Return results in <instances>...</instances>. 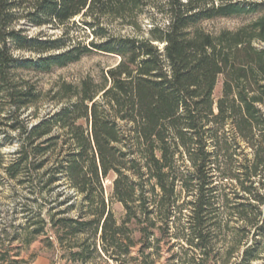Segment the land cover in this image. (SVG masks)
I'll return each mask as SVG.
<instances>
[{
    "label": "trees",
    "instance_id": "16d2710c",
    "mask_svg": "<svg viewBox=\"0 0 264 264\" xmlns=\"http://www.w3.org/2000/svg\"><path fill=\"white\" fill-rule=\"evenodd\" d=\"M146 9L164 22L150 14L142 29ZM241 15L257 17L203 26ZM93 52L121 59L98 79L59 82L40 115L46 94L19 70L49 73ZM7 180L41 203L0 222V264H21L41 237L81 264H264V0H0Z\"/></svg>",
    "mask_w": 264,
    "mask_h": 264
},
{
    "label": "rangeland",
    "instance_id": "374dc122",
    "mask_svg": "<svg viewBox=\"0 0 264 264\" xmlns=\"http://www.w3.org/2000/svg\"><path fill=\"white\" fill-rule=\"evenodd\" d=\"M147 10V9H146ZM147 13L142 14L138 17L142 29H147L150 25V14H153L159 22H164L161 15L156 14L154 10L148 9ZM257 15H241L232 17H218L212 20H207L203 22L204 28L212 33H219L222 30H236L244 24H248L254 20ZM79 21V18H77ZM111 28L114 33L124 34V35H137V31L130 25L121 23L120 21H112ZM39 28H30L31 34H37L40 32ZM49 34L59 35L61 32L59 30H53L50 28H45ZM75 33L81 32L76 26H74ZM120 57L105 54L102 52H93L91 54L85 55L78 62L72 63L65 67H56L49 73H37L30 70H19L20 75L25 79L30 80L31 83L37 85V87L43 90L46 94L42 101L38 104V109L40 115H44L52 107H54L55 102L51 100L52 95H48L47 92L56 88L59 82H72L77 83L82 78L86 76H93L98 79L101 71L107 69L110 66L117 64L120 61ZM223 87V77H220L215 88V98L217 99L222 93ZM31 108L29 111H33ZM17 148V144H7L3 151L6 153L7 158L10 153L14 152ZM110 180L106 181V185L109 189ZM13 181L7 180L3 185H0V222H14V224H19L25 219V213L22 212V208L25 203L29 205V208L34 212L39 210V203L41 200L36 201L34 195H30L26 188L16 186ZM14 190V191H12ZM115 211L120 215L123 211V207L120 203L116 202L113 205ZM20 244L21 243H17ZM22 254L19 259H21V264H81L80 262L69 261L61 257L54 256V253L48 249L42 237L35 240L31 244H26L22 246ZM88 264H114L112 262H93Z\"/></svg>",
    "mask_w": 264,
    "mask_h": 264
}]
</instances>
